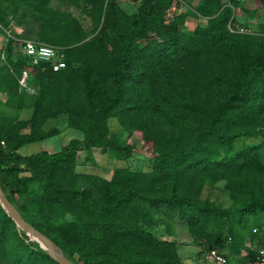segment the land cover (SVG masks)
Masks as SVG:
<instances>
[{
  "label": "trees",
  "instance_id": "16d2710c",
  "mask_svg": "<svg viewBox=\"0 0 264 264\" xmlns=\"http://www.w3.org/2000/svg\"><path fill=\"white\" fill-rule=\"evenodd\" d=\"M173 2L182 5L0 0V140L8 149L0 145V186L77 264H185L175 239L154 233L172 234L174 219L225 264L253 259L264 239V29L238 28L239 0L170 13ZM23 39L54 45V56L34 61ZM58 59L64 65L52 69ZM23 71L33 92L18 82ZM59 114L82 140L17 152L54 134L43 124ZM123 132L140 139L150 169L116 166L110 177L75 170L80 146L126 159L133 144ZM238 140L249 144L237 148ZM218 180L229 205L212 194ZM26 236L0 204V264H59Z\"/></svg>",
  "mask_w": 264,
  "mask_h": 264
},
{
  "label": "rangeland",
  "instance_id": "374dc122",
  "mask_svg": "<svg viewBox=\"0 0 264 264\" xmlns=\"http://www.w3.org/2000/svg\"><path fill=\"white\" fill-rule=\"evenodd\" d=\"M182 5L176 7L173 4L169 8L170 13H174L186 8L187 3L189 5H195L199 0H180ZM240 4L235 6V16L238 22L239 29H249L256 30L258 27L264 29V2L261 0H239ZM186 2V3H185ZM55 4V2H53ZM64 9L70 10L74 15L78 16L81 22L88 26L90 25V17L82 12L79 8L75 6H70L63 4L59 6ZM200 22H204L203 18H199ZM188 26H192L193 22H187ZM5 39L4 36L0 35V44ZM21 86V85H20ZM30 92V91H29ZM33 92V91H32ZM1 97V96H0ZM1 107V106H0ZM29 114V109L24 107L18 112V117L23 118ZM110 127L112 129L117 128L118 124L115 118L110 119ZM43 127L49 129L51 127L55 128V133L51 136L44 138L42 140L26 143L17 149L20 154H29L40 150H46L48 152H55L60 150L63 145H65L71 138H77L82 140L83 133L81 130L73 128L67 123L66 114H59L57 117L48 118ZM127 137V141L133 144L130 155L126 159H117L109 157L105 152H102L98 147H92L91 153L80 146L76 151V165L75 170L77 172H91L97 173L104 177H110L112 170L116 166H127L131 169H142L148 170L151 168V161L149 158V152L144 146H141L140 139L137 136L130 135L127 136L126 132L122 133V138ZM249 143L242 140L236 141L237 148L242 145H247ZM0 145L4 149L5 154H7L6 143L3 139L0 140ZM11 152V151H9ZM212 194L219 200L223 205H229L230 197L228 190L223 187V181L218 180L215 183V187L212 189ZM249 221V226L253 231V227L256 224H251ZM172 234H167L162 227L156 228L154 233L161 238L175 239L178 243V254L182 258L185 264H199L203 263V258L205 254V244H197L194 242L192 236L187 230L186 225L179 219H174L172 221ZM26 240L32 241L33 238L26 236ZM206 264H221L218 262L207 261Z\"/></svg>",
  "mask_w": 264,
  "mask_h": 264
},
{
  "label": "built area",
  "instance_id": "2783aa9c",
  "mask_svg": "<svg viewBox=\"0 0 264 264\" xmlns=\"http://www.w3.org/2000/svg\"><path fill=\"white\" fill-rule=\"evenodd\" d=\"M24 46L23 49L26 53L32 55L33 60L36 61L38 59L41 60H51L55 54V46L49 44L44 41H37L33 39H23ZM64 65V61L62 59H58L57 61L52 62V69H58L59 67ZM27 74L26 71H23L18 82L21 86H25L26 89L30 92L33 89L26 85ZM255 230V228H254ZM256 255L253 259H250L245 262H240L239 264H264V239L256 247ZM205 259L211 262H218L221 264H225V257L221 254H217L214 252H206Z\"/></svg>",
  "mask_w": 264,
  "mask_h": 264
},
{
  "label": "water",
  "instance_id": "95a60500",
  "mask_svg": "<svg viewBox=\"0 0 264 264\" xmlns=\"http://www.w3.org/2000/svg\"><path fill=\"white\" fill-rule=\"evenodd\" d=\"M0 204L6 213L13 219L19 230L27 232L33 239L37 240L40 247L54 261L59 264H77L68 258L61 250L60 246L55 243L45 233L34 227L30 222L23 218L17 208L9 201L0 186Z\"/></svg>",
  "mask_w": 264,
  "mask_h": 264
}]
</instances>
